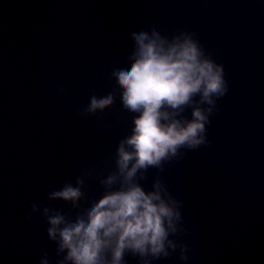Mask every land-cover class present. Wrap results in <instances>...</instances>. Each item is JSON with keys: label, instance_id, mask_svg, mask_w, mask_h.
Listing matches in <instances>:
<instances>
[{"label": "water", "instance_id": "1", "mask_svg": "<svg viewBox=\"0 0 264 264\" xmlns=\"http://www.w3.org/2000/svg\"><path fill=\"white\" fill-rule=\"evenodd\" d=\"M150 24L162 34L195 32L229 85L207 126L211 145L161 173L184 201L187 264H264V0H0V264H38L43 252L55 264L46 221L25 219L29 202L67 211L47 194L74 182L81 166H111L129 129L119 100L99 127L97 117H78L56 98L49 73L87 104L110 91L105 72L123 66L129 34ZM86 192L98 199V182ZM154 264L185 262L173 255Z\"/></svg>", "mask_w": 264, "mask_h": 264}, {"label": "clouds", "instance_id": "2", "mask_svg": "<svg viewBox=\"0 0 264 264\" xmlns=\"http://www.w3.org/2000/svg\"><path fill=\"white\" fill-rule=\"evenodd\" d=\"M114 39L121 43L119 36ZM129 39L132 45L123 66L117 62L105 72L110 91L90 95L87 104L76 102L59 74L48 76L56 98L82 119L97 117L98 127L101 114L113 109L117 100L130 116L111 166H81L74 182L65 179L47 194L49 201L69 205L67 211L29 202L25 219L39 215L46 221L48 239L56 245L55 264H128V257L138 264H154L173 255L187 264L193 250L186 240L184 201L173 195L161 173L188 152L211 145L207 126L217 101L229 91L225 69L193 31L177 29L168 35L150 24L132 31ZM188 109L190 118L185 115ZM153 169L146 190L142 182ZM90 180L99 184L98 199L86 192ZM23 243L16 241L17 246ZM38 264H51L47 252Z\"/></svg>", "mask_w": 264, "mask_h": 264}]
</instances>
